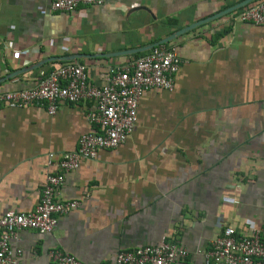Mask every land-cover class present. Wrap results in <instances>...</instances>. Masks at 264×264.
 Masks as SVG:
<instances>
[{
	"label": "crops",
	"instance_id": "0c3cea01",
	"mask_svg": "<svg viewBox=\"0 0 264 264\" xmlns=\"http://www.w3.org/2000/svg\"><path fill=\"white\" fill-rule=\"evenodd\" d=\"M241 1L103 0L64 13L51 0H0V91L31 86L65 62L87 63L99 84L107 65L138 54L120 52ZM241 8L167 43L182 59L174 89L145 91L126 141L65 175L59 199L79 205L50 233H19L22 264H56L47 256L55 248L105 264L119 250L167 240L187 250L175 264H205L225 227L245 235L264 227V24L235 20ZM86 110V102H61L54 115L36 104L1 110L0 215L36 206L49 153L75 149L91 129Z\"/></svg>",
	"mask_w": 264,
	"mask_h": 264
},
{
	"label": "built area",
	"instance_id": "2783aa9c",
	"mask_svg": "<svg viewBox=\"0 0 264 264\" xmlns=\"http://www.w3.org/2000/svg\"><path fill=\"white\" fill-rule=\"evenodd\" d=\"M102 4L103 0H51L50 9L70 13L81 6ZM234 19L264 24V0L242 7ZM181 64L176 48L164 43L123 63L107 65L100 73L99 84L90 80L87 63L65 62L40 72L31 86L0 91V112L4 107L15 109L36 104L54 115L61 102H86V119L91 125L88 132L79 136L75 149L57 158L49 153L46 166L52 171L46 173L40 198L33 209L7 210L0 215V264H22L23 251L17 244L21 231L50 233L60 217L78 207L77 200L59 199L65 175L76 170L82 160L95 159L100 149L123 144L136 126L143 93L150 89L171 92ZM47 256L56 264H90L59 248L48 250ZM186 256V248L167 240L119 250L105 264H175ZM205 264H264V227L253 229L248 235L225 227L211 240Z\"/></svg>",
	"mask_w": 264,
	"mask_h": 264
},
{
	"label": "water",
	"instance_id": "95a60500",
	"mask_svg": "<svg viewBox=\"0 0 264 264\" xmlns=\"http://www.w3.org/2000/svg\"><path fill=\"white\" fill-rule=\"evenodd\" d=\"M251 1H253V0H243V1H241V2H239L237 4H235V5H233L231 7L226 8L225 10H222V11H220V12L212 15V16H209V17L204 18L202 20H198V21H196V22H194V23H192V24H190L188 26H185V27L177 30L175 33L171 34L170 36H168V37H166V38H164L162 40H160L159 42H157L155 44L148 45V46H143V47H140V48H134V49H130V50H125V51L120 52V53H123V54H136V53H141V52H145V51L153 48L154 46H157V45H160V44H164V43H168L171 40H173L174 38H176V37H178V36H180V35L188 32V31L194 29L195 27H197V26H199V25H201L203 23H206V22H208V21H210V20H212L214 18H217V17H219L221 15H224V14L230 12V11H233V10H236L238 8H241V7L245 6V5H247L248 3H250ZM109 55H114V54H109ZM55 59H62L63 60V59H67V58L66 57H52L49 60H55ZM13 75L14 74H11L9 76H6L5 79L6 78H10Z\"/></svg>",
	"mask_w": 264,
	"mask_h": 264
},
{
	"label": "trees",
	"instance_id": "16d2710c",
	"mask_svg": "<svg viewBox=\"0 0 264 264\" xmlns=\"http://www.w3.org/2000/svg\"><path fill=\"white\" fill-rule=\"evenodd\" d=\"M140 54H142V53H138L137 55H140Z\"/></svg>",
	"mask_w": 264,
	"mask_h": 264
}]
</instances>
